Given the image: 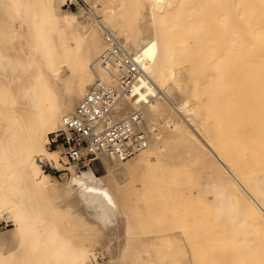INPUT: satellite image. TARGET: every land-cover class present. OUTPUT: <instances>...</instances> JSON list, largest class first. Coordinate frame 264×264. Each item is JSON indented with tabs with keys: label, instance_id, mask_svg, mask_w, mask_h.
<instances>
[{
	"label": "bare ground",
	"instance_id": "1",
	"mask_svg": "<svg viewBox=\"0 0 264 264\" xmlns=\"http://www.w3.org/2000/svg\"><path fill=\"white\" fill-rule=\"evenodd\" d=\"M82 1L87 10L78 0H0V222L11 223L0 233V264H100L104 254L67 202L70 192L83 194L98 218L92 201L116 204L133 187L143 195L179 159L203 173L198 188L221 227L219 251H228L215 264H264V177L258 164L249 169L243 158L225 156L206 116L215 95L244 94L264 105V0H253L259 35L245 39L229 37V21L234 4L246 10L249 0H206L226 36L209 59L190 0ZM75 2L78 13L65 8ZM110 37L149 60L134 96L123 94L120 62L101 64ZM99 83L120 94L114 121L140 116L147 147L124 161L104 153L60 178L44 172L50 135ZM144 240L129 226L110 264H158L150 249L138 252Z\"/></svg>",
	"mask_w": 264,
	"mask_h": 264
},
{
	"label": "rangeland",
	"instance_id": "2",
	"mask_svg": "<svg viewBox=\"0 0 264 264\" xmlns=\"http://www.w3.org/2000/svg\"><path fill=\"white\" fill-rule=\"evenodd\" d=\"M78 1L86 10L89 8L84 1ZM253 2L249 0L246 10L234 4L235 10L229 21L230 38L259 35L255 29H259L260 21L257 5ZM189 7L199 9L194 19L199 29L197 37L200 46H209L206 51L209 59L226 36L213 22L206 0H190ZM65 8L75 13L80 9L76 2L68 3ZM185 9L183 2L180 13L184 15ZM95 14L99 17L97 12ZM182 76L187 79L186 73ZM222 96L215 95L206 110V116L212 121L211 134L228 159L241 157L249 169L258 164L259 173L264 177V105L258 103L261 98L231 93ZM220 100L224 101L222 106ZM236 141L241 144L236 146ZM172 146L176 150L181 147L178 144ZM95 169L101 176L103 171L99 166L95 165ZM202 176L203 173L189 169L186 162L179 159L175 167L154 179L156 186L143 195L133 187L120 192L116 204L108 200L92 201V211L98 218L89 215V203L79 191H71L67 202L75 209L99 252H103L105 260L100 264H110L112 259L121 257L124 233L129 226L145 239L138 252L143 254L145 249H150L158 264H215L219 254H228V251H219L221 227L198 188ZM141 197L143 200L139 201ZM10 225L6 221L0 222V233L7 231ZM258 240L264 254V235H259Z\"/></svg>",
	"mask_w": 264,
	"mask_h": 264
},
{
	"label": "built area",
	"instance_id": "3",
	"mask_svg": "<svg viewBox=\"0 0 264 264\" xmlns=\"http://www.w3.org/2000/svg\"><path fill=\"white\" fill-rule=\"evenodd\" d=\"M108 40L110 46L100 59L101 64L106 67L115 61L120 62L123 94L134 96L149 60L142 53L128 54L114 37ZM119 96L117 90L108 84L93 86L76 113L64 118L63 129L50 135L47 149L53 157L40 160L42 170L56 175L81 172L96 163L104 153L124 161L146 148L147 137L138 129L141 123L138 114L120 121L113 120L112 113Z\"/></svg>",
	"mask_w": 264,
	"mask_h": 264
}]
</instances>
